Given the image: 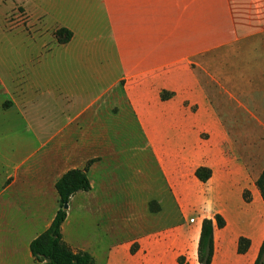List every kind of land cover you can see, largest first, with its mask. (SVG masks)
Wrapping results in <instances>:
<instances>
[{
    "label": "crops",
    "instance_id": "obj_1",
    "mask_svg": "<svg viewBox=\"0 0 264 264\" xmlns=\"http://www.w3.org/2000/svg\"><path fill=\"white\" fill-rule=\"evenodd\" d=\"M235 5L0 0V264H37L31 243L52 225L56 183L73 170L91 188L70 198L61 234L94 264H194L193 253L199 264L206 219L212 264L256 263L264 167L252 173L239 156L194 67L264 33V6L241 15ZM18 8L25 21L6 28L5 10Z\"/></svg>",
    "mask_w": 264,
    "mask_h": 264
},
{
    "label": "rangeland",
    "instance_id": "obj_2",
    "mask_svg": "<svg viewBox=\"0 0 264 264\" xmlns=\"http://www.w3.org/2000/svg\"><path fill=\"white\" fill-rule=\"evenodd\" d=\"M235 1V10L241 15L252 13V5L264 6V0ZM25 19L18 8L13 12L5 10L1 21L7 28ZM1 64L0 71L5 69ZM194 67L226 123L239 156L256 173L264 167V33L214 49L198 58ZM8 105L5 102L4 108ZM192 261L196 264L195 253Z\"/></svg>",
    "mask_w": 264,
    "mask_h": 264
},
{
    "label": "trees",
    "instance_id": "obj_3",
    "mask_svg": "<svg viewBox=\"0 0 264 264\" xmlns=\"http://www.w3.org/2000/svg\"><path fill=\"white\" fill-rule=\"evenodd\" d=\"M60 43L65 44L70 41L72 35L69 31L61 29L57 32ZM196 176L202 182H207L211 177V171L200 168L196 171ZM257 186L264 199V169L257 180ZM91 188L86 171L73 170L66 173L57 183L56 190L59 195L60 209L50 226V228L35 239L30 246L33 257L37 264H94L93 258L87 253H74L63 241L61 228L67 218V210L64 206L69 203L70 198L78 192H87ZM249 200V196L246 195ZM219 228L224 227V221L220 217L215 218ZM214 229L213 220L203 221L202 231L198 248L199 264H212L214 255ZM248 247V242H240V251L243 252ZM255 264H264V243Z\"/></svg>",
    "mask_w": 264,
    "mask_h": 264
},
{
    "label": "water",
    "instance_id": "obj_4",
    "mask_svg": "<svg viewBox=\"0 0 264 264\" xmlns=\"http://www.w3.org/2000/svg\"><path fill=\"white\" fill-rule=\"evenodd\" d=\"M64 209H66V210L68 209V204H66V205L64 206Z\"/></svg>",
    "mask_w": 264,
    "mask_h": 264
}]
</instances>
